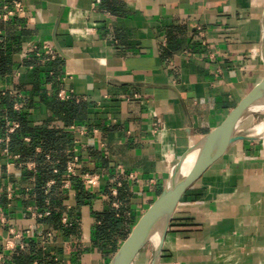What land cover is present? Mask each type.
Here are the masks:
<instances>
[{
	"label": "crops",
	"instance_id": "0c3cea01",
	"mask_svg": "<svg viewBox=\"0 0 264 264\" xmlns=\"http://www.w3.org/2000/svg\"><path fill=\"white\" fill-rule=\"evenodd\" d=\"M13 1L22 10L0 19V95L30 127L67 136L46 158L76 157L90 199L76 206L63 181L39 212L24 177L35 164L0 142V264H108L186 150L263 78L264 0H0V12ZM3 110L0 139L16 123ZM60 199L58 223L46 222ZM158 264H264V137L235 143L186 189Z\"/></svg>",
	"mask_w": 264,
	"mask_h": 264
},
{
	"label": "water",
	"instance_id": "95a60500",
	"mask_svg": "<svg viewBox=\"0 0 264 264\" xmlns=\"http://www.w3.org/2000/svg\"><path fill=\"white\" fill-rule=\"evenodd\" d=\"M58 54L63 57L62 53L58 52ZM262 108H264V76L222 123L186 150L173 167L160 195L134 225L108 264H132L150 236L160 230V242L153 248L150 262V264H158L165 234L183 193L232 145L240 141L264 137V135L253 136L237 132L239 126L248 117L260 112ZM188 156H193L191 167L185 176H180L181 165Z\"/></svg>",
	"mask_w": 264,
	"mask_h": 264
},
{
	"label": "trees",
	"instance_id": "16d2710c",
	"mask_svg": "<svg viewBox=\"0 0 264 264\" xmlns=\"http://www.w3.org/2000/svg\"><path fill=\"white\" fill-rule=\"evenodd\" d=\"M58 62L54 63V66L57 67V64L61 59L57 57ZM4 63L0 61V70L4 67ZM56 69V68H55ZM14 99L9 96L7 93L0 95V103L4 105L5 110L1 112V115H4L10 121H14L18 124V128L8 135L9 141L6 144L7 149L10 151L17 150L18 160L21 162H33L35 164V173L31 171H25L24 177L27 180H35L37 190H36V200H37V208L39 212L43 213L44 207H46L45 200L50 199L51 194H54L62 185L64 181L66 161L68 158H64L58 155L49 156V160L46 158L47 152L56 151L61 146L66 145L69 140L65 134H60L53 130H36L28 125L27 116L21 111H15L13 109ZM60 110L68 112L70 115H74L77 112H80L81 109L78 107H74L73 105H63L59 106ZM25 138H29V142H25ZM39 147L40 152L36 153L35 149ZM52 154V152H51ZM58 161L56 173L53 172L52 162ZM69 161V160H68ZM76 186V190L78 193L76 195L75 201L76 206H81L86 203L87 200L90 199L88 193L82 188V184L71 177L68 179ZM53 181V185L48 189V193L45 195L44 188L47 182ZM52 200V199H51ZM50 202V201H49ZM63 211L62 200L56 203V207H51V210H48V217H46L45 221L52 224H57L60 214ZM112 216L106 217L103 220L104 223L108 224L109 229L112 232H117L119 224L116 223ZM108 237L103 235V233H99L98 239H107ZM122 240L125 239V236L121 237ZM117 246H114L112 253H115Z\"/></svg>",
	"mask_w": 264,
	"mask_h": 264
},
{
	"label": "built area",
	"instance_id": "2783aa9c",
	"mask_svg": "<svg viewBox=\"0 0 264 264\" xmlns=\"http://www.w3.org/2000/svg\"><path fill=\"white\" fill-rule=\"evenodd\" d=\"M11 4H12L13 9H10L7 6L4 7L3 12H0V19L6 20V19H8L14 15V10H17L19 12L22 10L21 4L19 2L13 1ZM42 51H43V55L49 59L57 58V53L47 44L42 45ZM58 97L61 100L66 99V96L62 92L58 94ZM16 108H19V106L16 105ZM17 128H18L17 123H9L8 122L6 125L5 136L0 139V142L2 144L6 145L9 141L8 135L13 133ZM4 152L5 153L8 152L7 147L4 148ZM15 158L17 159V157H15ZM77 161H78V159L76 157H73L70 161H68L66 163L65 175H64V184H63L64 187H67L69 185L68 179H70L74 175L75 166L77 164ZM53 172L56 173V170H54ZM83 182L87 185H90V186H95L97 183L95 177H91L88 175H85L83 177ZM52 184H53V182H49L47 186L49 187ZM44 215H49V214L45 213ZM39 216H41V215H39ZM63 222H66V219H63ZM0 260H1V257H0Z\"/></svg>",
	"mask_w": 264,
	"mask_h": 264
},
{
	"label": "rangeland",
	"instance_id": "374dc122",
	"mask_svg": "<svg viewBox=\"0 0 264 264\" xmlns=\"http://www.w3.org/2000/svg\"><path fill=\"white\" fill-rule=\"evenodd\" d=\"M264 121V110H261L258 113H255L248 117L238 128L237 132L251 134L252 129L257 124ZM153 241L148 240L147 244L143 247V249L136 256L134 262L132 264H150L152 253H153V245L151 244Z\"/></svg>",
	"mask_w": 264,
	"mask_h": 264
},
{
	"label": "bare ground",
	"instance_id": "6f19581e",
	"mask_svg": "<svg viewBox=\"0 0 264 264\" xmlns=\"http://www.w3.org/2000/svg\"><path fill=\"white\" fill-rule=\"evenodd\" d=\"M261 110H264V108H262ZM260 129L261 130L264 129V121L261 122V123H259V124H257L256 126H254V128L252 129L251 134L253 136L264 135V132L263 133H260V134H253L255 131L260 130ZM192 161H193V156H188L184 160V162L181 165L180 171H179V175L180 176H185L188 173V171H189V169L191 167ZM160 238H161V231L160 230L156 231L154 234H152L150 236L149 240H152L153 241L151 243L153 245V248H155V247L158 246V244L160 242Z\"/></svg>",
	"mask_w": 264,
	"mask_h": 264
}]
</instances>
